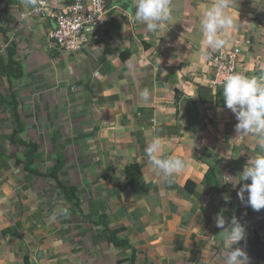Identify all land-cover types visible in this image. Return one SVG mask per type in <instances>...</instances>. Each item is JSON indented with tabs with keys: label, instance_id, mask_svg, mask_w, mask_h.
<instances>
[{
	"label": "crops",
	"instance_id": "obj_1",
	"mask_svg": "<svg viewBox=\"0 0 264 264\" xmlns=\"http://www.w3.org/2000/svg\"><path fill=\"white\" fill-rule=\"evenodd\" d=\"M71 1L0 0V56L14 47L22 71L0 77V264H223L220 213L246 229L233 248L264 264V209L238 197L251 180H232L264 148L238 136L201 55L238 47L245 75H264V0H233L220 50L200 30L214 0H171L174 18L156 34L131 0H111L100 40L69 53L51 47L55 20L33 10ZM157 137L160 158L190 165L171 183L145 152ZM134 164L142 175L127 185ZM63 207L69 215L51 219Z\"/></svg>",
	"mask_w": 264,
	"mask_h": 264
},
{
	"label": "clouds",
	"instance_id": "obj_2",
	"mask_svg": "<svg viewBox=\"0 0 264 264\" xmlns=\"http://www.w3.org/2000/svg\"><path fill=\"white\" fill-rule=\"evenodd\" d=\"M29 2L35 3V0ZM120 3L127 4L129 0H120ZM232 4L233 0H214L200 22L204 42L215 50L226 46L225 37L234 26L233 18L227 12ZM131 7L135 8V20L144 24L153 34L164 30L174 18L171 0H131ZM125 12H131V8ZM201 55L210 58L204 54L203 49ZM222 95L226 107L238 120L235 126L238 136L252 134L257 143L264 148V75L250 77L239 72L231 73L224 79ZM139 98L145 103L150 102V89L145 87L140 91ZM161 150L162 141L157 137L147 145L145 152L148 160L158 170V174H162L171 183L174 175L186 171L190 165L186 159L176 156L160 158ZM232 180L235 181L234 184L251 180L250 184L243 185L238 197L254 211L259 212L264 209V154L250 159L242 173ZM245 192L248 194L246 201ZM68 215L69 209L63 207L54 212L51 219ZM215 222L218 228L223 229L220 234L226 248L223 264H250V258L245 250L241 247L233 248V245H239L246 239L245 227L235 217L231 220V226L226 227L227 221L222 213L216 215Z\"/></svg>",
	"mask_w": 264,
	"mask_h": 264
},
{
	"label": "built area",
	"instance_id": "obj_3",
	"mask_svg": "<svg viewBox=\"0 0 264 264\" xmlns=\"http://www.w3.org/2000/svg\"><path fill=\"white\" fill-rule=\"evenodd\" d=\"M111 0H72L64 9L49 11L43 2H39L33 13L39 17H50L56 27L50 34L51 47L58 51L76 53L86 46L97 42L107 23L109 3ZM208 66L213 76L210 84L223 86L224 79L231 73H242V56L240 48L235 47L207 54Z\"/></svg>",
	"mask_w": 264,
	"mask_h": 264
},
{
	"label": "trees",
	"instance_id": "obj_4",
	"mask_svg": "<svg viewBox=\"0 0 264 264\" xmlns=\"http://www.w3.org/2000/svg\"><path fill=\"white\" fill-rule=\"evenodd\" d=\"M129 56H131V52L128 51L123 54V60L127 59ZM22 74L20 64L15 60V49L14 47H11L8 49V57L6 58L0 56V77L4 78L5 76L11 77L15 76V78L20 77ZM200 93L203 91V87H200L199 89ZM3 97L0 95V103H3ZM16 141V140H15ZM17 142V141H16ZM27 148L31 150L34 149V144H27L23 143ZM30 153V151H29ZM126 175H127V185H133L135 182L138 181V179L141 177L142 173L138 165H130L126 168ZM64 189H66L64 187ZM65 191H68L65 190ZM26 264H30V259L26 258Z\"/></svg>",
	"mask_w": 264,
	"mask_h": 264
},
{
	"label": "water",
	"instance_id": "obj_5",
	"mask_svg": "<svg viewBox=\"0 0 264 264\" xmlns=\"http://www.w3.org/2000/svg\"><path fill=\"white\" fill-rule=\"evenodd\" d=\"M31 264H38L37 262H35L34 260L31 261Z\"/></svg>",
	"mask_w": 264,
	"mask_h": 264
}]
</instances>
